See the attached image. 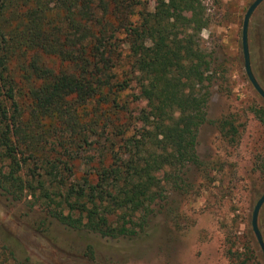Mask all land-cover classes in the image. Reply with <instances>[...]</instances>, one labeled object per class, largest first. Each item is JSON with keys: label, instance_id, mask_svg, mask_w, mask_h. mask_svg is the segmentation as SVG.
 Instances as JSON below:
<instances>
[{"label": "trees", "instance_id": "1", "mask_svg": "<svg viewBox=\"0 0 264 264\" xmlns=\"http://www.w3.org/2000/svg\"><path fill=\"white\" fill-rule=\"evenodd\" d=\"M151 1L0 0L3 202L29 197L42 225L129 239L165 183L185 186L200 167L213 72L196 48L209 17L201 0ZM132 86L146 103L138 118L121 96ZM2 249L0 264H32Z\"/></svg>", "mask_w": 264, "mask_h": 264}, {"label": "rangeland", "instance_id": "2", "mask_svg": "<svg viewBox=\"0 0 264 264\" xmlns=\"http://www.w3.org/2000/svg\"><path fill=\"white\" fill-rule=\"evenodd\" d=\"M142 1L153 11V1ZM201 1L209 23L196 50L213 73H207L212 77L208 121L197 134L200 167L188 172L185 186L169 189L165 183L147 225L129 239L102 238L56 222L42 225L36 207L26 205L29 197L14 204L0 199V259L7 246L32 264H264L251 227L253 208L264 193V124L255 114L264 112V99L248 80L242 50L243 19L254 0ZM247 45L252 73L264 90V1L249 19ZM121 96L138 118L146 103L137 88ZM225 118L236 129L234 137L229 126L227 137L218 129ZM79 168L75 178L82 176L84 166ZM257 223L264 241V204Z\"/></svg>", "mask_w": 264, "mask_h": 264}, {"label": "water", "instance_id": "3", "mask_svg": "<svg viewBox=\"0 0 264 264\" xmlns=\"http://www.w3.org/2000/svg\"><path fill=\"white\" fill-rule=\"evenodd\" d=\"M263 1L264 0H254L244 15L243 25H242V50H243V57H244V67H245V72L248 77V80L253 86V88L255 89V91L261 96V98L264 99V90L258 84L251 70L248 45H247V28H248L249 19L252 13L254 12V10L257 8V6ZM263 204H264V193L257 200L253 208L252 217H251V227L255 235L257 244L262 252V256L264 258V241H263V238H262V235L258 228V223H257L258 214Z\"/></svg>", "mask_w": 264, "mask_h": 264}]
</instances>
